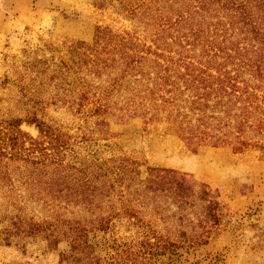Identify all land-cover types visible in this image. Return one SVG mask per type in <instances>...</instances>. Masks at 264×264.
Returning a JSON list of instances; mask_svg holds the SVG:
<instances>
[{"label": "rangeland", "instance_id": "374dc122", "mask_svg": "<svg viewBox=\"0 0 264 264\" xmlns=\"http://www.w3.org/2000/svg\"><path fill=\"white\" fill-rule=\"evenodd\" d=\"M97 2L0 0V264H72L68 241L11 234L14 202L27 217H47L43 202L30 199L27 179L33 162L41 163L40 171L52 158L81 168L103 166L112 182L121 166L131 173L105 201L119 208L121 199H131L139 218L120 215L105 230L89 233L88 252L100 264H264L259 151L194 147L166 123L97 117L89 105L79 111L63 101L64 67L74 47L94 45L100 31L142 39L151 33L118 1ZM48 128L52 137L41 132ZM163 170L208 186L219 203V225L207 244L190 246L181 237L183 231L192 234L191 223L201 219L198 198L183 208L169 196L156 202L141 196L143 184Z\"/></svg>", "mask_w": 264, "mask_h": 264}, {"label": "trees", "instance_id": "16d2710c", "mask_svg": "<svg viewBox=\"0 0 264 264\" xmlns=\"http://www.w3.org/2000/svg\"><path fill=\"white\" fill-rule=\"evenodd\" d=\"M97 1L102 6L107 0ZM108 1H118L151 33L142 39L100 31L94 45L74 47L64 67L63 101L79 111L89 105L97 117L166 123L194 147L254 149L264 159V0ZM49 129L41 132L52 137ZM40 164L33 162L27 185L47 217H27L14 202L11 234L68 241L72 264H100L88 252L89 233L105 230L120 215L139 218L131 199H121L119 208L105 201L131 173L121 166L112 182L100 165L81 168L52 158L36 171ZM143 187L144 199L169 196L183 208L198 198L201 219L181 237L190 246L208 243L220 207L208 186L163 170Z\"/></svg>", "mask_w": 264, "mask_h": 264}]
</instances>
